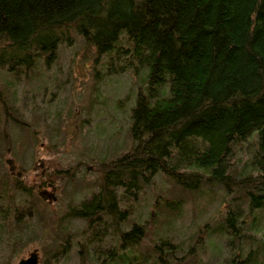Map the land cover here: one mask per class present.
Listing matches in <instances>:
<instances>
[{
    "label": "trees",
    "instance_id": "16d2710c",
    "mask_svg": "<svg viewBox=\"0 0 264 264\" xmlns=\"http://www.w3.org/2000/svg\"><path fill=\"white\" fill-rule=\"evenodd\" d=\"M76 43L91 48L94 77L128 71L138 90L130 149L99 166L88 202L67 209V223L86 226L76 242L64 230L60 254L78 242L81 264H199L193 248L176 258L162 231L191 198L214 195L220 222L198 228L195 246L202 251L217 232L226 238L224 264H264V0H0V76L49 68ZM1 85L16 103L12 82ZM0 105V144H12L15 125L36 144L39 131L6 99ZM49 174L38 186L0 174V264H13L35 235L36 191L43 178L54 182ZM158 179L170 187L157 189ZM147 190L152 211L139 222ZM106 225L117 239L103 249Z\"/></svg>",
    "mask_w": 264,
    "mask_h": 264
},
{
    "label": "rangeland",
    "instance_id": "374dc122",
    "mask_svg": "<svg viewBox=\"0 0 264 264\" xmlns=\"http://www.w3.org/2000/svg\"><path fill=\"white\" fill-rule=\"evenodd\" d=\"M82 47L76 43L73 47L60 48L56 62L49 68L36 70L34 74L21 70L16 76H0L1 83L12 82L16 103L10 100V94L2 88L0 98L6 99L15 108L14 115L39 131L35 144L31 133L24 127L15 125L7 128L12 144H0V174L12 176L6 164L11 159L17 172L21 173L20 177H13L21 179L26 185H40L42 172L44 176L51 173L49 175L54 181L46 182L44 178L40 181L42 187L36 191L39 216L33 221V230L37 226L36 232L29 239L25 238V245L20 253L14 255L13 264L35 250L39 264H81L78 242L73 249L69 247L62 254L60 251L66 236L64 230L77 236L85 231L86 223L83 220L67 223L64 215L68 208L88 202L92 193L97 191L99 166L127 152L131 146L129 110L134 105L138 90L136 79L128 71L99 72L94 77L91 48L85 50ZM120 61L116 62L115 68L122 65ZM100 79V88H96ZM3 117L0 105V119ZM1 120L0 132L3 129ZM247 150L246 146L242 147V152ZM79 163H83V166L68 171L71 178L63 177L67 168ZM155 183L157 189L170 187L162 179ZM47 184L55 189L54 202L39 197L43 190L52 192ZM211 199L191 198L181 214L170 218L164 227L162 234L171 244V252H179L175 256L179 260H186L187 253L193 248V252H199V264H224L228 252L225 248L226 238H222L221 234L216 232L206 238L202 251L195 246L198 228L204 230L205 223L211 227L220 222L215 196ZM153 202L154 195L147 190L134 219L139 222L147 220ZM259 217L264 229V212ZM148 234L143 246L146 248L151 243L150 231ZM100 235L103 249L114 247L117 236L113 235L109 226L102 227ZM78 238L74 239L75 242Z\"/></svg>",
    "mask_w": 264,
    "mask_h": 264
},
{
    "label": "water",
    "instance_id": "95a60500",
    "mask_svg": "<svg viewBox=\"0 0 264 264\" xmlns=\"http://www.w3.org/2000/svg\"><path fill=\"white\" fill-rule=\"evenodd\" d=\"M6 164L9 167V171L11 173H13L15 170V166L13 165L12 160L8 159L6 161ZM20 176H21V173L17 172V177H20ZM51 191L52 192H48L47 190H43L39 193V197L42 200H45L48 202H54V201H56V197L53 194L54 189L51 188ZM16 264H39V257H38L37 251L35 250V251L29 253L26 258L20 259Z\"/></svg>",
    "mask_w": 264,
    "mask_h": 264
},
{
    "label": "flooded vegetation",
    "instance_id": "af4514ba",
    "mask_svg": "<svg viewBox=\"0 0 264 264\" xmlns=\"http://www.w3.org/2000/svg\"><path fill=\"white\" fill-rule=\"evenodd\" d=\"M12 162H13V160H12ZM13 165L15 166V170H14V172L13 173H11V174H13V175H16L17 176V167H16V165L14 164V162H13ZM44 176V173L42 172V174H41V177H43ZM47 188H53L54 189V187L52 186V185H50V184H47ZM55 190V189H54Z\"/></svg>",
    "mask_w": 264,
    "mask_h": 264
}]
</instances>
